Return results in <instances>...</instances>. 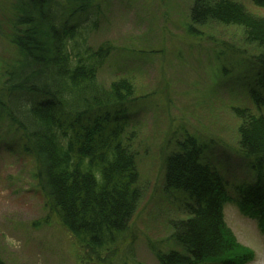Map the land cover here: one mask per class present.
I'll return each mask as SVG.
<instances>
[{
    "label": "trees",
    "instance_id": "trees-1",
    "mask_svg": "<svg viewBox=\"0 0 264 264\" xmlns=\"http://www.w3.org/2000/svg\"><path fill=\"white\" fill-rule=\"evenodd\" d=\"M241 1L264 9V0ZM96 2H10L9 37L19 59L0 87V122L34 159L33 177L46 206L82 246L87 264H135L131 222L143 192L137 158L126 140L133 91L125 80L110 87L99 81L111 48L89 45L97 23L87 20L101 10ZM191 21L242 27L247 42L261 49L241 60L251 69L242 88L256 114L248 106L232 108L243 120L238 154L253 180L231 192L208 162V143L186 134L177 150L162 155L166 188L181 199L186 218L170 222V249L158 245L152 251L159 264H245L252 253L227 228L224 208L234 203L264 224V19L240 2L195 0ZM194 31L190 26L189 33ZM223 56L217 53L218 59ZM0 264H7L1 256Z\"/></svg>",
    "mask_w": 264,
    "mask_h": 264
},
{
    "label": "rangeland",
    "instance_id": "rangeland-1",
    "mask_svg": "<svg viewBox=\"0 0 264 264\" xmlns=\"http://www.w3.org/2000/svg\"><path fill=\"white\" fill-rule=\"evenodd\" d=\"M12 1L0 0V87L19 59L9 37ZM232 1L264 19V9ZM194 3L98 0L100 13L87 20L97 23L89 32V45L94 50L111 48L99 72L100 83L110 87L125 80L133 91L134 114L126 140L137 158L143 192L131 222L135 264H159L152 247L170 249V222L186 218L181 199L166 188L162 165V155L177 150L186 134L208 143V162L224 175L231 192L253 180L248 163L238 154L243 120L232 108L248 106L256 114L242 88L252 75L242 61L261 49L247 42L242 27L195 25ZM190 26L195 29L192 35ZM220 52L222 59L217 58ZM17 138L0 122V256L7 264H87L82 246L46 206L33 177L34 159ZM224 221L236 242L252 253L245 264H263L264 224L234 203L225 206Z\"/></svg>",
    "mask_w": 264,
    "mask_h": 264
},
{
    "label": "bare ground",
    "instance_id": "bare-ground-1",
    "mask_svg": "<svg viewBox=\"0 0 264 264\" xmlns=\"http://www.w3.org/2000/svg\"><path fill=\"white\" fill-rule=\"evenodd\" d=\"M264 264V263H263Z\"/></svg>",
    "mask_w": 264,
    "mask_h": 264
}]
</instances>
